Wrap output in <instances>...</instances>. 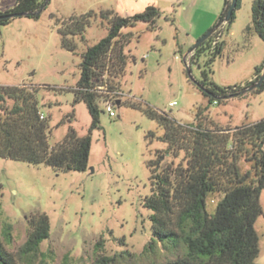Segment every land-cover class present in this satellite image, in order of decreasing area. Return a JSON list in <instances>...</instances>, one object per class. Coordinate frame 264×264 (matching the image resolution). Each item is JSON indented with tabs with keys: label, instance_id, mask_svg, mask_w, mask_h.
I'll list each match as a JSON object with an SVG mask.
<instances>
[{
	"label": "rangeland",
	"instance_id": "obj_1",
	"mask_svg": "<svg viewBox=\"0 0 264 264\" xmlns=\"http://www.w3.org/2000/svg\"><path fill=\"white\" fill-rule=\"evenodd\" d=\"M252 1L240 0L231 26L222 23L218 28L224 47L210 67V78L219 87L244 86L264 61V43L246 31ZM224 2L49 0L38 19L21 17L0 25V86L35 90L40 114L48 124L50 148L69 128L79 137L88 135L91 117L83 102H74L72 89L79 79L81 55L107 35L111 15L101 13L128 17L151 5L160 12L154 28L140 22L122 29L132 35L125 53L135 62L130 60L119 78L116 99L149 106L181 125L193 124L203 111L206 127L232 133L264 119V89L209 105L196 85L209 54H201L195 62L189 52L218 23ZM15 3L0 0V12ZM88 12L96 17L81 37L72 39L74 53L66 50L59 33L63 21ZM112 106L113 118L99 105V127L91 131L85 172H60L0 158V239L4 224H9L12 244L5 245L9 252L16 254L26 241L27 218L46 214L50 238L41 244L36 264H153L170 257L160 244L154 253L144 252L152 239V212L143 205L151 193L148 162L157 150L166 148L160 140L163 130L138 109ZM149 133L153 138H148ZM241 168L247 170L248 165L241 162ZM259 203L263 214L254 226L259 239L255 263L264 264V190ZM215 204L216 199H209L208 209ZM100 257L110 260L98 263Z\"/></svg>",
	"mask_w": 264,
	"mask_h": 264
},
{
	"label": "trees",
	"instance_id": "obj_2",
	"mask_svg": "<svg viewBox=\"0 0 264 264\" xmlns=\"http://www.w3.org/2000/svg\"><path fill=\"white\" fill-rule=\"evenodd\" d=\"M48 3L49 0H16L14 7L0 12V25L21 17L38 19ZM227 6L228 0H225L216 24L219 27ZM239 6L240 0H237L225 23L227 28ZM106 15H111L107 35L81 55L79 79L72 89L74 102H83L91 117L88 135L79 137L69 128L64 138L50 148L48 124L41 117L35 90L25 85L0 86V158L45 165L60 172H85L91 131L99 127V105L112 100L113 105L125 104L138 109L163 130L160 140L166 145L148 162L151 193L143 201L144 207L152 212V239L144 252L154 253V247L160 244L170 253L163 262L153 264H256L259 239L254 226L263 214L259 196L264 190V119L228 133L218 127L217 130L206 127L203 111L198 112L193 124L181 125L149 106L133 101L120 103L116 99L120 91L118 80L130 60L135 62L125 53L132 35L123 34L122 29L140 22L154 28L160 12L149 5L143 12L128 17L101 13ZM95 17L93 12H88L63 21L59 33L66 50L74 53L76 45L72 39L81 37ZM246 31L253 32L264 43V0L252 1L251 25ZM220 37L217 29L192 55L197 62L201 54H209L205 68L200 71L201 80L196 83L209 105L244 96L245 89L258 81L264 67L263 61L244 86L215 85L210 78V67L222 53L224 42ZM263 89L264 81L251 92ZM153 136L148 134V138ZM241 162L248 165L247 170L241 168ZM209 199H216L211 211ZM50 230L46 214L30 215L26 241L13 254L5 246L12 244L11 226L5 223L3 240L0 239V264H36L41 244L50 238ZM108 260L100 257L97 262Z\"/></svg>",
	"mask_w": 264,
	"mask_h": 264
},
{
	"label": "water",
	"instance_id": "obj_3",
	"mask_svg": "<svg viewBox=\"0 0 264 264\" xmlns=\"http://www.w3.org/2000/svg\"><path fill=\"white\" fill-rule=\"evenodd\" d=\"M236 4H237V0H231L230 1V4H229V7L227 9V13H226V16L224 18L223 23H226L229 20L230 16L232 15V13L236 7ZM218 27H219V25H216L208 33H206L201 39H199V41L195 44V46L189 52H194V50H196L199 45L203 44L218 29ZM186 69H187V72L189 74V69L188 68H186ZM263 81H264V71H263L262 75L260 76V78L258 79V81L255 82L254 84L250 85L248 88H246L245 92H251L254 89L259 88L261 86V84L263 83Z\"/></svg>",
	"mask_w": 264,
	"mask_h": 264
},
{
	"label": "built area",
	"instance_id": "obj_4",
	"mask_svg": "<svg viewBox=\"0 0 264 264\" xmlns=\"http://www.w3.org/2000/svg\"><path fill=\"white\" fill-rule=\"evenodd\" d=\"M218 28H219V27H218ZM103 106L105 107L107 113L109 114V117H111V118L115 117L114 108H113L111 102H106V103H104ZM169 106H170V107H173V106H175V103H174V102H173V103H170ZM41 117H42V116H41Z\"/></svg>",
	"mask_w": 264,
	"mask_h": 264
}]
</instances>
